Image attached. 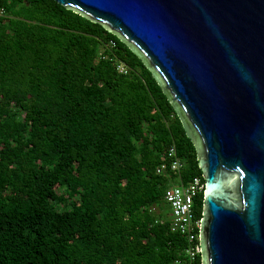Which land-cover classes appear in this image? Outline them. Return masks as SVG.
I'll use <instances>...</instances> for the list:
<instances>
[{
	"label": "trees",
	"instance_id": "1",
	"mask_svg": "<svg viewBox=\"0 0 264 264\" xmlns=\"http://www.w3.org/2000/svg\"><path fill=\"white\" fill-rule=\"evenodd\" d=\"M0 8V264H172L185 239L163 199L177 177L156 174L165 150L184 160L181 182L203 180L162 88L53 0Z\"/></svg>",
	"mask_w": 264,
	"mask_h": 264
},
{
	"label": "water",
	"instance_id": "2",
	"mask_svg": "<svg viewBox=\"0 0 264 264\" xmlns=\"http://www.w3.org/2000/svg\"><path fill=\"white\" fill-rule=\"evenodd\" d=\"M53 1L141 60L194 144L201 264H264V0Z\"/></svg>",
	"mask_w": 264,
	"mask_h": 264
},
{
	"label": "built area",
	"instance_id": "3",
	"mask_svg": "<svg viewBox=\"0 0 264 264\" xmlns=\"http://www.w3.org/2000/svg\"><path fill=\"white\" fill-rule=\"evenodd\" d=\"M5 16V11L0 8V18ZM109 47H114L109 42ZM115 70L119 74H128V67L118 62ZM185 168V162L178 156L176 148L169 146L164 153L162 162L156 169V174L172 173L177 177V182L170 184L164 192V202L168 207L169 231L185 239V247L172 264H201L200 253L197 247V199L203 192V182L199 177H194L183 183L180 174Z\"/></svg>",
	"mask_w": 264,
	"mask_h": 264
}]
</instances>
